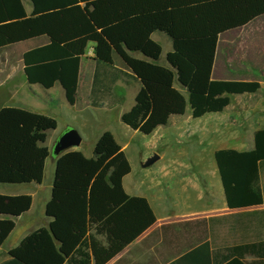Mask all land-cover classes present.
Returning a JSON list of instances; mask_svg holds the SVG:
<instances>
[{
    "label": "trees",
    "instance_id": "16d2710c",
    "mask_svg": "<svg viewBox=\"0 0 264 264\" xmlns=\"http://www.w3.org/2000/svg\"><path fill=\"white\" fill-rule=\"evenodd\" d=\"M26 17L20 0H0V55L23 63L28 85L50 90L59 85L66 103H75L80 60L93 44L94 78L90 105L113 100L119 80L139 83L134 106L120 118L131 131L149 137L174 116L220 115L230 97L255 95L258 82L211 79L219 37L264 17V0H167V9L127 18L96 30L81 10L100 0H29ZM167 37L169 68L157 65L161 47L154 34ZM21 47L25 49L20 51ZM139 54L144 60L130 57ZM17 55L18 57H14ZM177 83L186 97L174 88ZM54 117L13 108L0 110V186L41 185L48 160L44 147L55 131ZM251 152L221 150L214 162L226 207L242 210L264 204V131L253 137ZM131 172L124 153L112 157L93 179L88 193L89 235L69 259L62 257L50 234L39 229L7 252L1 264H108L155 224L144 199L131 198L122 187ZM32 205L29 196L0 195V250L16 229L15 220ZM172 236L164 264H264V212L239 213L164 227ZM105 238L106 245L99 240ZM162 242V248L169 242ZM249 257L252 260L246 261ZM171 258V261L169 260Z\"/></svg>",
    "mask_w": 264,
    "mask_h": 264
},
{
    "label": "crops",
    "instance_id": "0c3cea01",
    "mask_svg": "<svg viewBox=\"0 0 264 264\" xmlns=\"http://www.w3.org/2000/svg\"><path fill=\"white\" fill-rule=\"evenodd\" d=\"M139 1L149 4L156 0ZM162 1L167 9V0ZM124 2L100 0L82 4L81 10L96 30H102L143 14L140 11L128 14ZM20 3L26 17H30L33 11L30 1L20 0ZM160 35L156 33L151 39L161 47L160 43H165L166 39ZM93 48L94 45L89 44L80 60L75 103L72 107L66 103L59 85L50 90L28 85L23 74V63L17 58L9 60L6 53L0 55V110L13 108L33 111L57 119V129L47 133L44 144L50 152L58 138L68 130L76 131L81 139L78 148L68 150L54 160H48L45 181L41 185L15 187L16 192L11 194L0 191L1 196H29L32 199L29 212L14 221L16 229L0 250V264L9 259L7 252L10 249L39 229H45L50 234L56 251L66 260L69 259L89 235L88 193L93 179L120 152L125 154L131 169L130 174L122 181L123 190L128 197L146 200L155 217V224L108 264H164L163 260L172 247V236L181 231L162 228L231 214L264 212V204L248 209L228 210L214 162L215 153L221 150L251 152L254 149L255 133L264 131V102L255 107L239 109L244 111L245 122L249 123L248 128L251 130L246 148L236 137V130L232 131V126L239 120L232 113L231 103L222 114L206 115L200 119H193L190 110L189 113L185 110L183 116L171 117L166 126L159 127L152 135L145 137L131 131L120 121L121 116L134 106L140 89L139 83L119 80L114 86L113 100L107 98L98 107H91L90 94L95 69ZM20 49L25 51L23 47ZM167 54L164 56L162 53L160 57H166ZM218 54L219 40L211 74L213 81L222 79L218 71L224 69L217 64ZM129 56L144 60L139 54ZM260 87L259 92H262L264 82L260 83ZM221 124L229 129V146L205 148V137H218V127ZM246 134L249 133L246 131ZM182 138L195 142L191 144L195 158L187 159L184 156V149L188 146L183 149L175 147L176 151L173 150V143ZM135 155L141 163L140 171L135 170L130 162V158ZM154 155L158 157V161L144 169V163ZM206 156L209 166L198 160H203ZM259 186L264 188L262 179ZM17 230L20 231L19 236L15 242L10 241ZM164 239V243L169 244L162 248ZM99 240L106 245L105 238Z\"/></svg>",
    "mask_w": 264,
    "mask_h": 264
},
{
    "label": "rangeland",
    "instance_id": "374dc122",
    "mask_svg": "<svg viewBox=\"0 0 264 264\" xmlns=\"http://www.w3.org/2000/svg\"><path fill=\"white\" fill-rule=\"evenodd\" d=\"M124 4L128 14H134L137 11L142 12L143 14L158 12L165 10L162 0H156L155 2L149 4H142L139 0H124ZM168 6V4H167ZM138 15V14H137ZM160 35V34H159ZM166 39V42H161L162 53L165 56L171 51V43L168 38L160 35ZM141 58V57H138ZM217 64L220 68H224L220 73L222 79H217V81L224 82H264V17H261L252 23H250L245 28L228 32L219 37V54ZM158 65L164 68H169L166 63V57H160ZM174 88L178 90L184 97H186L185 92L179 88L177 83H174ZM263 92V93H262ZM259 92L254 96H236L230 97V103L232 104V113L237 117L236 123L232 126V131L236 130L237 138L242 141V144L247 146L248 137L250 138L251 130L248 128L249 123L245 122L244 111H239V109H244L246 107H255L264 102V90ZM230 105V104H229ZM186 112L189 113V108L186 106ZM238 111L240 114H238ZM237 113V114H236ZM225 120V119H224ZM219 136H212L205 138L204 146L209 148L213 146L214 148L219 147H228L229 139V129L227 126L221 124ZM246 129V130H245ZM246 131L249 134H246ZM241 133H243L241 135ZM246 134V135H245ZM249 135V136H248ZM235 137V136H234ZM233 138V136H232ZM192 140L187 138L180 139L177 143H173L172 148L176 151V148L184 149V156L187 159L195 158L196 154L192 151L191 144ZM195 143V142H194ZM193 143V144H194ZM185 144V145H184ZM134 151V150H132ZM212 151V149L210 150ZM175 153V152H174ZM194 153V156H193ZM179 154V152H178ZM205 166H209L210 162L207 156L202 160L198 158ZM130 162L133 165V168L137 171L141 170V163L138 156H133L130 158ZM16 188L14 186H0V191L4 193H15ZM15 236L10 240L15 242L17 237L20 234V231L15 232ZM9 242V243H12ZM249 261L252 259L247 257Z\"/></svg>",
    "mask_w": 264,
    "mask_h": 264
},
{
    "label": "water",
    "instance_id": "95a60500",
    "mask_svg": "<svg viewBox=\"0 0 264 264\" xmlns=\"http://www.w3.org/2000/svg\"><path fill=\"white\" fill-rule=\"evenodd\" d=\"M81 144V139L78 133L74 130H68L64 134H62L58 140L55 142L51 149V153L54 157H58L62 153L78 148ZM158 161V157L156 155L149 158L143 165L144 169L150 168Z\"/></svg>",
    "mask_w": 264,
    "mask_h": 264
}]
</instances>
